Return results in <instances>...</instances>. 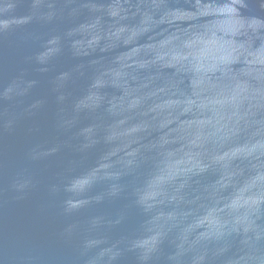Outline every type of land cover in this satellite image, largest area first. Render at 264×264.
Listing matches in <instances>:
<instances>
[{
	"label": "water",
	"instance_id": "1",
	"mask_svg": "<svg viewBox=\"0 0 264 264\" xmlns=\"http://www.w3.org/2000/svg\"><path fill=\"white\" fill-rule=\"evenodd\" d=\"M0 264H264V0H0Z\"/></svg>",
	"mask_w": 264,
	"mask_h": 264
}]
</instances>
